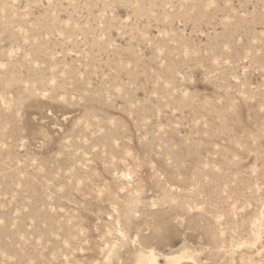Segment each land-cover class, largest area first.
Listing matches in <instances>:
<instances>
[{"label":"rangeland","instance_id":"1","mask_svg":"<svg viewBox=\"0 0 264 264\" xmlns=\"http://www.w3.org/2000/svg\"><path fill=\"white\" fill-rule=\"evenodd\" d=\"M150 252L264 264V0H0V264Z\"/></svg>","mask_w":264,"mask_h":264},{"label":"bare ground","instance_id":"2","mask_svg":"<svg viewBox=\"0 0 264 264\" xmlns=\"http://www.w3.org/2000/svg\"><path fill=\"white\" fill-rule=\"evenodd\" d=\"M183 256L182 255H177V254H171V255H166V260L167 261H179ZM139 264H159L157 257L152 253L148 254H141L139 257Z\"/></svg>","mask_w":264,"mask_h":264}]
</instances>
